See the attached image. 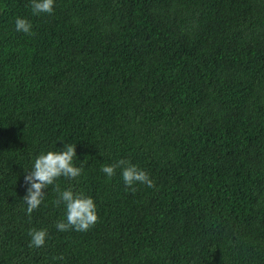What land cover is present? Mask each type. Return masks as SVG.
Segmentation results:
<instances>
[{
	"label": "trees",
	"instance_id": "trees-1",
	"mask_svg": "<svg viewBox=\"0 0 264 264\" xmlns=\"http://www.w3.org/2000/svg\"><path fill=\"white\" fill-rule=\"evenodd\" d=\"M0 264H264V0H0Z\"/></svg>",
	"mask_w": 264,
	"mask_h": 264
}]
</instances>
